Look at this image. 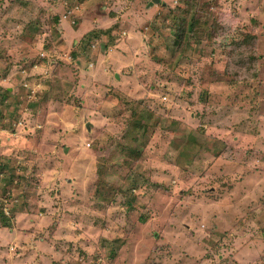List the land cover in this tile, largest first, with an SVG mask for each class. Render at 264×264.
<instances>
[{
    "label": "rangeland",
    "instance_id": "374dc122",
    "mask_svg": "<svg viewBox=\"0 0 264 264\" xmlns=\"http://www.w3.org/2000/svg\"><path fill=\"white\" fill-rule=\"evenodd\" d=\"M151 2L0 0V264H264V0Z\"/></svg>",
    "mask_w": 264,
    "mask_h": 264
},
{
    "label": "trees",
    "instance_id": "16d2710c",
    "mask_svg": "<svg viewBox=\"0 0 264 264\" xmlns=\"http://www.w3.org/2000/svg\"><path fill=\"white\" fill-rule=\"evenodd\" d=\"M173 18L175 20V19H177V16L174 14ZM192 21L193 20L191 19V22L189 24H185L184 22H182L176 26V30H174L176 40H174V43L176 44V46H178V48H181V46L184 45V43L187 41V39L185 38L187 34H188V38H189L190 35L196 36V35H199L201 33V32H197V30L194 32L195 28H194V24L192 23ZM31 23H33V22H31ZM159 27L164 28L163 22H160ZM110 29H111V27L108 29H105L103 31H93V30L87 31V32H85L86 34L84 35V37L86 38V40L88 42H90L91 39L98 37L99 34L103 35V34L108 33L110 31ZM88 42H87V45H88ZM129 152H132V151H129ZM128 204H131V202L129 200H128ZM0 205H1V203H0ZM0 220L3 223H4V220H6L2 211L0 212ZM8 225H9L8 223L7 224L5 223V225H3V226L7 227Z\"/></svg>",
    "mask_w": 264,
    "mask_h": 264
},
{
    "label": "water",
    "instance_id": "95a60500",
    "mask_svg": "<svg viewBox=\"0 0 264 264\" xmlns=\"http://www.w3.org/2000/svg\"><path fill=\"white\" fill-rule=\"evenodd\" d=\"M158 3H159V0H152V2L149 3V6L153 4H158ZM89 127H90V124H86V128L89 129Z\"/></svg>",
    "mask_w": 264,
    "mask_h": 264
},
{
    "label": "clouds",
    "instance_id": "9594fccd",
    "mask_svg": "<svg viewBox=\"0 0 264 264\" xmlns=\"http://www.w3.org/2000/svg\"><path fill=\"white\" fill-rule=\"evenodd\" d=\"M92 65H93V64H90V65H89V68H91V67H92ZM90 66H91V67H90Z\"/></svg>",
    "mask_w": 264,
    "mask_h": 264
}]
</instances>
